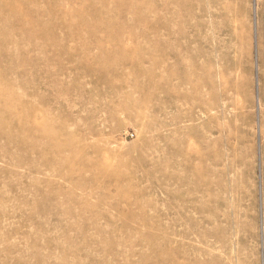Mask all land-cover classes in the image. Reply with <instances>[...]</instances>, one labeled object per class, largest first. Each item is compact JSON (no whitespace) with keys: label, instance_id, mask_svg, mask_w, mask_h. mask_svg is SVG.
Returning a JSON list of instances; mask_svg holds the SVG:
<instances>
[{"label":"rangeland","instance_id":"rangeland-1","mask_svg":"<svg viewBox=\"0 0 264 264\" xmlns=\"http://www.w3.org/2000/svg\"><path fill=\"white\" fill-rule=\"evenodd\" d=\"M0 264H264V0H0Z\"/></svg>","mask_w":264,"mask_h":264}]
</instances>
